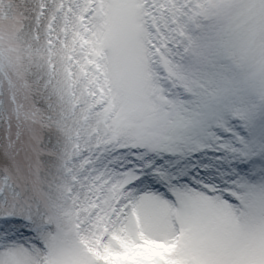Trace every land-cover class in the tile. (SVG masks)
Here are the masks:
<instances>
[{
  "label": "snow or ice",
  "instance_id": "snow-or-ice-1",
  "mask_svg": "<svg viewBox=\"0 0 264 264\" xmlns=\"http://www.w3.org/2000/svg\"><path fill=\"white\" fill-rule=\"evenodd\" d=\"M21 8L0 264H264V0Z\"/></svg>",
  "mask_w": 264,
  "mask_h": 264
},
{
  "label": "rangeland",
  "instance_id": "rangeland-1",
  "mask_svg": "<svg viewBox=\"0 0 264 264\" xmlns=\"http://www.w3.org/2000/svg\"><path fill=\"white\" fill-rule=\"evenodd\" d=\"M22 0H3L0 4V28L10 27L19 18Z\"/></svg>",
  "mask_w": 264,
  "mask_h": 264
}]
</instances>
